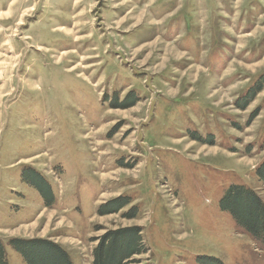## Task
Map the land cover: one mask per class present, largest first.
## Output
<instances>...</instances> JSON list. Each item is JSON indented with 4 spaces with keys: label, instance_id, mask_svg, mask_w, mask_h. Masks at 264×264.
<instances>
[{
    "label": "rangeland",
    "instance_id": "rangeland-1",
    "mask_svg": "<svg viewBox=\"0 0 264 264\" xmlns=\"http://www.w3.org/2000/svg\"><path fill=\"white\" fill-rule=\"evenodd\" d=\"M263 160L264 0H0L10 264H27L10 239L30 237L93 264V239L131 225L148 249L132 264H264V242L219 207L232 184L264 200ZM25 167L52 184L51 206ZM117 197L131 203L98 212Z\"/></svg>",
    "mask_w": 264,
    "mask_h": 264
},
{
    "label": "trees",
    "instance_id": "trees-1",
    "mask_svg": "<svg viewBox=\"0 0 264 264\" xmlns=\"http://www.w3.org/2000/svg\"><path fill=\"white\" fill-rule=\"evenodd\" d=\"M261 89V85L252 88L247 100L251 101ZM127 100L125 99L124 103L118 106L134 105L135 100ZM196 139L201 140L198 137ZM210 142H212V137ZM256 175L264 182V160L256 169ZM21 179L39 191L47 206L54 203L52 184L38 169L25 167ZM130 203L129 197H117L101 204L98 212L100 214L116 213ZM219 207L223 211H228L236 224L244 227L254 238L264 242V200L259 193L245 184H232L223 191ZM135 215L133 210L127 214L130 218ZM142 232V227L131 225L108 230L96 237L93 239L97 242L93 250V264H132L138 262L135 256L148 251ZM9 245L22 256L27 264H75L68 250L62 244L49 238H12ZM205 263L223 264L221 260L215 257L208 258V262ZM0 264H10L7 259L6 248L1 240Z\"/></svg>",
    "mask_w": 264,
    "mask_h": 264
},
{
    "label": "crops",
    "instance_id": "crops-1",
    "mask_svg": "<svg viewBox=\"0 0 264 264\" xmlns=\"http://www.w3.org/2000/svg\"><path fill=\"white\" fill-rule=\"evenodd\" d=\"M74 260V259H73ZM75 263V262H74Z\"/></svg>",
    "mask_w": 264,
    "mask_h": 264
}]
</instances>
